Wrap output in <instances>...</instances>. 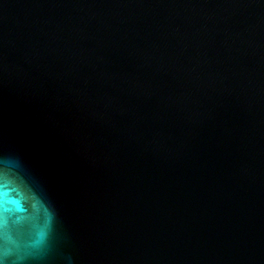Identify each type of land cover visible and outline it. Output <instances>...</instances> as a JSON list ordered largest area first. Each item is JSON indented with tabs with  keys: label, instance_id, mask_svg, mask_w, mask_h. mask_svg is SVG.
<instances>
[{
	"label": "water",
	"instance_id": "obj_1",
	"mask_svg": "<svg viewBox=\"0 0 264 264\" xmlns=\"http://www.w3.org/2000/svg\"><path fill=\"white\" fill-rule=\"evenodd\" d=\"M0 264H264V0H0Z\"/></svg>",
	"mask_w": 264,
	"mask_h": 264
}]
</instances>
